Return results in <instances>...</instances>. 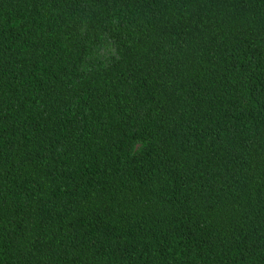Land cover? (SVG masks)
Wrapping results in <instances>:
<instances>
[{
  "label": "trees",
  "instance_id": "obj_1",
  "mask_svg": "<svg viewBox=\"0 0 264 264\" xmlns=\"http://www.w3.org/2000/svg\"><path fill=\"white\" fill-rule=\"evenodd\" d=\"M0 264H264V0H0Z\"/></svg>",
  "mask_w": 264,
  "mask_h": 264
}]
</instances>
